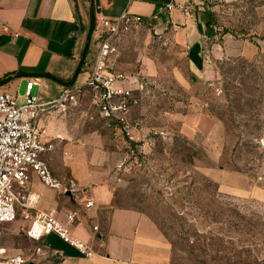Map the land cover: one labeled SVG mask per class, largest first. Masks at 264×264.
Returning a JSON list of instances; mask_svg holds the SVG:
<instances>
[{
  "label": "rangeland",
  "instance_id": "374dc122",
  "mask_svg": "<svg viewBox=\"0 0 264 264\" xmlns=\"http://www.w3.org/2000/svg\"><path fill=\"white\" fill-rule=\"evenodd\" d=\"M188 1L230 54L200 79L184 51L140 26L117 38L124 62L140 59L145 91L133 140L118 124L92 126L110 154L114 204L143 213L174 264H264V194L251 191L264 189V0ZM24 92L13 93L19 105ZM202 112L220 122L207 135L175 117Z\"/></svg>",
  "mask_w": 264,
  "mask_h": 264
},
{
  "label": "crops",
  "instance_id": "0c3cea01",
  "mask_svg": "<svg viewBox=\"0 0 264 264\" xmlns=\"http://www.w3.org/2000/svg\"><path fill=\"white\" fill-rule=\"evenodd\" d=\"M99 2L100 13L95 5L96 22L101 17L118 18L126 10L144 17L141 32L150 31L170 49L184 51L197 78L214 73L211 61L230 54L231 44L223 47L211 38L208 12L194 11L188 0ZM95 3L96 0H0V92L13 94L34 79L35 94L42 100L55 98L68 85L45 75L68 83L78 69L79 74L71 85H82L90 75L98 50L95 28L88 41ZM169 4L175 7L168 10ZM184 6L188 7V14L182 10ZM131 37H125L124 45H128ZM132 58L129 63L124 62L119 52L114 69L126 75L124 85L133 90L129 113L133 122L134 115L141 109L139 94L145 91V87L139 89L135 80L142 82L145 74L138 69L132 70L140 61L135 56ZM146 74L153 75V68H148ZM87 112H94L89 94L67 114L53 113L40 121L46 131L43 141L53 146L42 159L55 176L72 179L80 185L82 193L72 196L50 189L35 173L31 174L25 190L39 195V209H56L61 219L69 212L80 211L74 234L96 254L86 258L56 235L46 236L41 241L29 239L25 233L28 222L21 215L14 222L3 225L0 245L9 255L25 256L28 264H174L169 245L143 213L115 206L110 154L101 148V138L92 127L106 120L95 113V119L90 120L85 116ZM175 117L182 122L184 130L189 131L191 127L203 135L213 132L220 123L203 112ZM221 184V189L226 187ZM228 188L246 191L237 186ZM254 190L264 194L262 188L251 187V191ZM88 200L94 202V207L85 208ZM94 226L98 230L95 231ZM38 247L42 248L40 254L36 253Z\"/></svg>",
  "mask_w": 264,
  "mask_h": 264
},
{
  "label": "built area",
  "instance_id": "2783aa9c",
  "mask_svg": "<svg viewBox=\"0 0 264 264\" xmlns=\"http://www.w3.org/2000/svg\"><path fill=\"white\" fill-rule=\"evenodd\" d=\"M174 7V4H169L168 10ZM182 10L189 13L186 6ZM144 23V17L128 10L115 19L98 18L95 25L98 50L89 77L82 85L65 87L55 98L42 100L35 94L34 79L26 83L22 97L24 103L21 105L17 103L18 96L0 92V238L3 225L14 222L21 215L28 222L25 233L29 239L41 241L46 236L56 235L84 257H94V250L73 231L80 211L69 212L65 219H61L56 209H39V195L25 189L31 174L35 173L42 184L50 189L72 196L82 193L80 185L72 179L55 176L42 159V155L53 146L43 141L46 131L40 121L53 113L67 114L71 108L80 105L87 94L94 111L85 114L88 119L94 120L97 114L106 121L118 124L131 140L134 139V127L129 118L133 90L124 85L126 75L114 69L115 59L119 55L115 41ZM135 81L143 90L145 84L138 79ZM92 207L94 202L86 201L85 208ZM94 230H98V227L94 226ZM41 252L42 248L38 247L36 253ZM28 263L25 256L9 255L7 249L0 245V264Z\"/></svg>",
  "mask_w": 264,
  "mask_h": 264
},
{
  "label": "trees",
  "instance_id": "16d2710c",
  "mask_svg": "<svg viewBox=\"0 0 264 264\" xmlns=\"http://www.w3.org/2000/svg\"><path fill=\"white\" fill-rule=\"evenodd\" d=\"M95 24H96V14H95V4H93V9H92V26H91V29H90V32L88 34V41L91 40V36H92V33L94 31V28H95ZM79 74V69L76 71L74 77L72 78V80L68 83H65V82H62L61 80H59L58 78L54 77V76H50V75H45L46 77L48 78H51L52 80L56 81V82H60V83H64L68 86H72V82L76 79L77 75Z\"/></svg>",
  "mask_w": 264,
  "mask_h": 264
},
{
  "label": "water",
  "instance_id": "95a60500",
  "mask_svg": "<svg viewBox=\"0 0 264 264\" xmlns=\"http://www.w3.org/2000/svg\"><path fill=\"white\" fill-rule=\"evenodd\" d=\"M95 5H96V7H97V12L100 13V8H99V6H100V2H99V0H96Z\"/></svg>",
  "mask_w": 264,
  "mask_h": 264
}]
</instances>
